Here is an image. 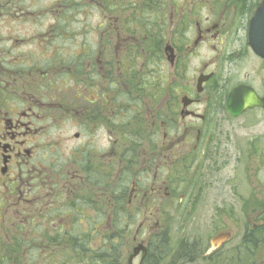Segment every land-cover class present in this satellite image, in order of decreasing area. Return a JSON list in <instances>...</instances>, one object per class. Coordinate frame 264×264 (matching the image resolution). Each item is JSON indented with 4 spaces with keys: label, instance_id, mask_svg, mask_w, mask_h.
<instances>
[{
    "label": "flooded vegetation",
    "instance_id": "flooded-vegetation-1",
    "mask_svg": "<svg viewBox=\"0 0 264 264\" xmlns=\"http://www.w3.org/2000/svg\"><path fill=\"white\" fill-rule=\"evenodd\" d=\"M4 1L0 264H264L262 200L250 251L246 229L231 250V239L209 251L211 240L181 237L179 252H151L170 234L169 209L195 210L212 111L226 113L240 84L264 98L249 44L264 0H90V11Z\"/></svg>",
    "mask_w": 264,
    "mask_h": 264
},
{
    "label": "rangeland",
    "instance_id": "rangeland-1",
    "mask_svg": "<svg viewBox=\"0 0 264 264\" xmlns=\"http://www.w3.org/2000/svg\"><path fill=\"white\" fill-rule=\"evenodd\" d=\"M5 1L6 9L12 11L22 5L34 10L38 5L51 3V0ZM252 64L246 62L244 67L250 71ZM211 116L215 138L210 158L200 163L198 183L202 188L195 210L188 214V211L169 209L165 222L171 229L172 244L181 237H195L208 246V241L216 234L227 230L232 237L226 249L231 250L240 242L244 230L258 222V209L243 213L242 203L264 201V161L261 164L259 157L262 152L264 155V110L248 112L238 118L213 110ZM227 213L231 214V219Z\"/></svg>",
    "mask_w": 264,
    "mask_h": 264
},
{
    "label": "water",
    "instance_id": "water-1",
    "mask_svg": "<svg viewBox=\"0 0 264 264\" xmlns=\"http://www.w3.org/2000/svg\"><path fill=\"white\" fill-rule=\"evenodd\" d=\"M264 16V11L258 12L255 16V18H258L259 16ZM254 18V19H255ZM254 31L252 32V36L250 37V43L252 45V48L254 52L264 58V42L263 44L259 42L256 38V20L254 21L253 26ZM255 106H261L264 107V101H260L255 93L252 91L251 88L247 86H238L235 89H233L229 96L227 101V107L231 115L233 116H239L245 109L247 108H253ZM230 239L229 233H223L220 236L216 237L212 241V250L218 248L219 245H222L226 241Z\"/></svg>",
    "mask_w": 264,
    "mask_h": 264
},
{
    "label": "trees",
    "instance_id": "trees-1",
    "mask_svg": "<svg viewBox=\"0 0 264 264\" xmlns=\"http://www.w3.org/2000/svg\"><path fill=\"white\" fill-rule=\"evenodd\" d=\"M186 175H187V173L185 172V176ZM187 177H188V180H189L190 183L194 179L193 175H190V176L187 175L186 178H185L186 180H187ZM195 180H196V177H195ZM179 181H182V178L179 179ZM183 181H185V180H183ZM190 186H192V185H190ZM252 202L251 203L247 202L244 205V206H246L245 207L246 208L245 212H255L257 209H261V207H258V203H259L258 201L252 200ZM247 230H248V232H247L248 241H247L246 244H247L248 251H250L255 246V244L258 242L259 235L257 234L256 229L255 230H251V228H248ZM168 235L169 236L163 235V237H161L158 234V238H157L158 240H157L156 243H154L152 245V251H151L152 252V257L154 259H164V257H166L168 255V253L171 252V251L179 252L178 248L177 249H171L170 245H171L172 236L169 233H168ZM160 248L162 249L161 251H159ZM176 258L177 257H174V258H172V260H175Z\"/></svg>",
    "mask_w": 264,
    "mask_h": 264
}]
</instances>
